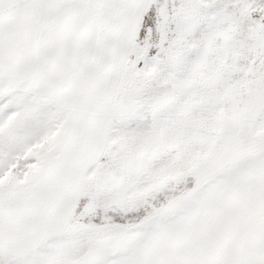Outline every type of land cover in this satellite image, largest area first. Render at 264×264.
Listing matches in <instances>:
<instances>
[{
    "label": "snow or ice",
    "instance_id": "6c2138e0",
    "mask_svg": "<svg viewBox=\"0 0 264 264\" xmlns=\"http://www.w3.org/2000/svg\"><path fill=\"white\" fill-rule=\"evenodd\" d=\"M0 264H264V0H0Z\"/></svg>",
    "mask_w": 264,
    "mask_h": 264
}]
</instances>
